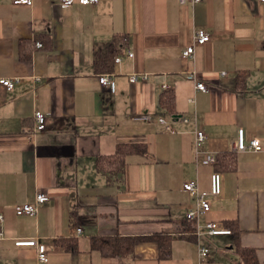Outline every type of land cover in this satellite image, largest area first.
Returning a JSON list of instances; mask_svg holds the SVG:
<instances>
[{
  "label": "crops",
  "instance_id": "obj_1",
  "mask_svg": "<svg viewBox=\"0 0 264 264\" xmlns=\"http://www.w3.org/2000/svg\"><path fill=\"white\" fill-rule=\"evenodd\" d=\"M199 29L211 41L195 46L193 62H183L180 52ZM108 46L122 60L104 69L95 54ZM189 69L209 92L195 91L182 73ZM133 73L147 79L130 83ZM103 74L112 75L114 92L99 84ZM2 78L18 82L10 91L0 86V264H36L34 247L15 245L32 239L46 245L47 264H241L236 244L253 249L264 264V5L98 0L63 8L59 0L29 6L1 0ZM165 92L173 94L172 113L160 105ZM36 111L46 117L43 132L35 131ZM195 128L207 135L206 152H234L238 129L262 145L235 152L236 169L219 172L220 194L198 219L226 229L233 223L237 239L232 233L197 237L194 222L185 219L195 200L183 183L196 181L207 191L215 170L194 160ZM127 142L144 143L147 154L127 156L115 176L97 170L99 156ZM38 192L48 201L35 216L15 215V206L33 202ZM156 233L172 236L166 258L155 241L138 242L117 258L91 247L96 237ZM198 243L209 249L204 260Z\"/></svg>",
  "mask_w": 264,
  "mask_h": 264
},
{
  "label": "built area",
  "instance_id": "obj_2",
  "mask_svg": "<svg viewBox=\"0 0 264 264\" xmlns=\"http://www.w3.org/2000/svg\"><path fill=\"white\" fill-rule=\"evenodd\" d=\"M200 0H179L181 5L185 3H197ZM257 3L264 5V0H256ZM1 2V0H0ZM12 6L26 5L29 6L32 4V0H10ZM61 7L68 8L73 6L74 4H78L80 6L85 5H94L98 3V0H59ZM211 41V37L205 31L199 29L195 30L191 36V43L185 46L180 52V58L183 62H193L194 61V53L196 45H204L205 43ZM37 48H41L42 44L40 42L36 43ZM128 57H132L131 53H128ZM121 57H114V63L121 62ZM184 78L194 84L195 91H199L202 93H207L210 91V88L204 83L201 78V75L195 69L184 70L183 72ZM225 75V72L221 73ZM147 79V74L141 73H133L129 75L128 81L130 83H135L137 81H145ZM35 82H39L40 79H34ZM18 82V79H0V86L5 90L10 91L14 88L15 84ZM98 82L103 88H107L110 92H114L115 82L112 78L111 74H103L98 76ZM162 88L164 90L169 89L168 85L163 84ZM135 120L138 121H150L149 115H137ZM34 121H35V131L43 132L46 127V117L43 113L36 111L34 113ZM182 121L184 123L190 122L187 117H183ZM157 122L161 124L165 131L173 132L171 124L166 121L165 118L159 117L157 118ZM194 141H193V152H194V160L196 163H200L202 165L214 167L217 163L216 154L211 152L204 151V144L207 140V135L200 129L195 128L193 131ZM231 150L234 152H244V151H260L262 150V145L258 139H250L249 141L245 140L244 130L238 129L237 135L234 143L232 144ZM201 155H204L201 158ZM200 157V158H199ZM210 187L209 190L203 191L200 190L196 181H186L182 185V190L186 192L188 195L192 196L195 200V207L191 210H188L185 214V219L188 221L194 222L195 234L197 237H203L205 235L215 236V235H228L231 234V230L226 228H221L215 222H205L200 223L198 221L201 215H205L210 211V198L216 197L220 194L221 191V174L215 170L210 173L209 176ZM48 201V196L43 192L36 193L33 202L24 203L22 205H17L14 208V213L17 216L27 215V216H35L37 209L40 205L46 203ZM3 216L0 215V221H2ZM77 233L81 232V229H76ZM200 239V238H198ZM15 245L18 247L27 246L34 247L37 253V263L36 264H47L48 262V253L46 249V245L39 239L32 240H17L15 241ZM209 253V249L203 245L202 243H198V254L200 260H204Z\"/></svg>",
  "mask_w": 264,
  "mask_h": 264
},
{
  "label": "trees",
  "instance_id": "obj_3",
  "mask_svg": "<svg viewBox=\"0 0 264 264\" xmlns=\"http://www.w3.org/2000/svg\"><path fill=\"white\" fill-rule=\"evenodd\" d=\"M117 41V40H116ZM112 47L107 48V50L102 52H97L95 54V61L99 67L108 69L110 62L113 59L114 52L111 51ZM241 85L243 83V75L239 80ZM174 104L173 94L170 92H165L164 95L160 97V105L167 110V112L172 113ZM146 146L144 143H121L118 144L111 155H101L96 159V168L98 171L108 174L110 176H115L121 173L124 169L125 158L129 155H146ZM217 164L215 165V171L217 172H231L236 169V155L235 152H222L216 154ZM189 230L193 229L191 224L187 225ZM237 226L233 223L227 225V228L231 230L232 236H237ZM188 230V229H187ZM238 236L236 237V239ZM144 241H155L157 242L160 250V257L166 258L169 256L170 244L172 241V236L164 233H156L149 236H136V237H96L91 240V247L97 250L101 256L108 258H117L121 256H126L127 253L132 252L133 247L138 242ZM73 245V244H72ZM71 246V245H70ZM74 246V245H73ZM235 251L238 254L239 261L241 264H258L255 253L253 249L246 247H241L240 245H235Z\"/></svg>",
  "mask_w": 264,
  "mask_h": 264
}]
</instances>
